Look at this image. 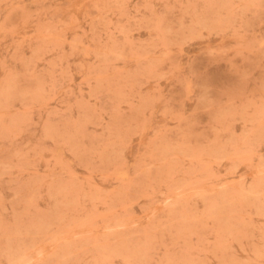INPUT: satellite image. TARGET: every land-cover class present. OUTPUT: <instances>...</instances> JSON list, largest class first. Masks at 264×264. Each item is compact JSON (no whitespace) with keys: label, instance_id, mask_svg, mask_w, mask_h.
<instances>
[{"label":"rangeland","instance_id":"1","mask_svg":"<svg viewBox=\"0 0 264 264\" xmlns=\"http://www.w3.org/2000/svg\"><path fill=\"white\" fill-rule=\"evenodd\" d=\"M0 264H264V0H0Z\"/></svg>","mask_w":264,"mask_h":264}]
</instances>
